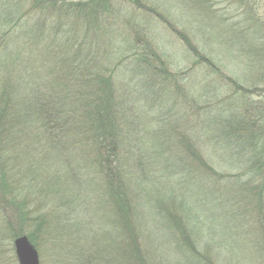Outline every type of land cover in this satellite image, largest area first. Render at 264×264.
<instances>
[{"label":"rangeland","instance_id":"obj_1","mask_svg":"<svg viewBox=\"0 0 264 264\" xmlns=\"http://www.w3.org/2000/svg\"><path fill=\"white\" fill-rule=\"evenodd\" d=\"M13 6L0 0V264H19L21 235L39 264H137L95 161L76 78L87 62L62 73L54 59L55 21L74 11L32 10L45 30L14 39ZM99 20L113 182H126L146 264H264V0H111Z\"/></svg>","mask_w":264,"mask_h":264},{"label":"trees","instance_id":"obj_2","mask_svg":"<svg viewBox=\"0 0 264 264\" xmlns=\"http://www.w3.org/2000/svg\"><path fill=\"white\" fill-rule=\"evenodd\" d=\"M22 1L23 0H14V6L7 7V19H9L8 22H13V30H18V33H14L17 34L16 36L12 34L14 39L18 37L19 32H21L19 36H23V30H25L24 34L26 33L32 35H39L42 29L45 30V23L42 22L35 25L29 18L28 14H30L32 10L38 12L39 10L43 11L46 8L48 9L49 7H52L54 8V10L57 9L56 11H59L60 13L63 9H66L70 13L71 11H74V23H64V16L61 21L59 15L55 21L58 25V32H56L57 35L52 38V41H55L54 45L57 44V46L55 47L57 49V56L59 57H55L54 59L58 60L61 57L58 65L60 64L62 66L59 69V71H61L62 73H64L65 71V65H72L73 70L71 73H73L74 66L80 59L87 62L83 63L84 70L86 69L83 75L84 80L82 75L80 76L79 73L76 78L78 80V83L80 82L85 85V91L82 93L84 94L83 105L85 106L84 108L86 110L85 115L91 123V132H89V136L91 137V139H94V154H96L95 161L97 164H99V169L104 175L103 177L107 183L108 191L113 199V206L116 208L120 215L121 224L125 225L126 228L128 227V234L130 235V238L134 243V248L136 250L135 253H137V264H146L141 250V236L136 232V230L134 231L133 220L130 218V213L133 210L132 206L128 202L129 200L128 194L126 192V182H118V186H115L113 182L114 170L112 168V162L114 157H116L117 160L118 154L116 152V149L119 142V135H113L114 133L112 129L113 121L116 120L114 114V103H116L115 86L113 75H111V73L107 74L106 72H104L102 70L101 64H98L100 62L99 54L94 47V45H96L98 41L97 32L102 29L100 28L101 26H99L101 23V21L99 20L100 16L104 12L109 11L111 0H79L74 3L66 0H33V6H31L30 9L26 10V12L20 10L23 9ZM126 1H133V3L137 4V0ZM57 4H60L61 6H57ZM37 17L41 18L39 16ZM60 33L61 35L60 37H58ZM41 36L44 37V34H42ZM14 47L15 46H12V48L9 49L15 51ZM17 50L18 52H16V54L19 53L20 56V48ZM13 55L14 53L7 56L12 60V63L9 62V64H7V72L9 73L11 72V70L9 71V67L12 68L11 65L15 63V56ZM19 62L20 64L18 65V67L20 69V67L22 66V60L19 59ZM25 68L27 67L25 66ZM56 70L57 69H54L52 71ZM31 72L32 71H30L29 73L31 74ZM18 74L20 78L21 73ZM15 82L16 86H14V89L16 90V88H18L19 90V88L22 86V83L20 80H15ZM86 85H88L89 87L88 91V87ZM86 95L89 97V100ZM197 159L200 160V157L197 156ZM117 172L118 169L116 168V174ZM259 195L261 198L260 201L263 202L264 198L261 196V192H259ZM261 204L264 207V203ZM108 223L111 224L110 222ZM108 235L110 236L111 232L108 233L107 231V236ZM182 240L186 245L194 247V244L191 243L189 237L182 235Z\"/></svg>","mask_w":264,"mask_h":264},{"label":"water","instance_id":"obj_3","mask_svg":"<svg viewBox=\"0 0 264 264\" xmlns=\"http://www.w3.org/2000/svg\"><path fill=\"white\" fill-rule=\"evenodd\" d=\"M13 244L19 264H39L37 250L25 235L15 238Z\"/></svg>","mask_w":264,"mask_h":264}]
</instances>
